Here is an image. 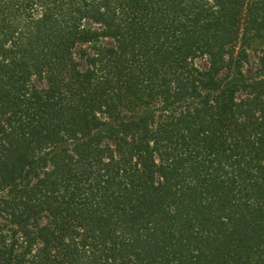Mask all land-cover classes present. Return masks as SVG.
<instances>
[{
  "label": "trees",
  "instance_id": "obj_1",
  "mask_svg": "<svg viewBox=\"0 0 264 264\" xmlns=\"http://www.w3.org/2000/svg\"><path fill=\"white\" fill-rule=\"evenodd\" d=\"M262 42L264 0H0V264H264Z\"/></svg>",
  "mask_w": 264,
  "mask_h": 264
},
{
  "label": "rangeland",
  "instance_id": "obj_2",
  "mask_svg": "<svg viewBox=\"0 0 264 264\" xmlns=\"http://www.w3.org/2000/svg\"><path fill=\"white\" fill-rule=\"evenodd\" d=\"M254 47H258L257 49L260 51H262V49H264V42L262 43H257L254 45ZM262 54V53H261ZM255 54H252L250 55L249 57V61H248V64H246L244 66V73H251L255 70V68L257 67V64H259V61L258 59L262 58L261 55H258V56H254ZM264 58V57H263Z\"/></svg>",
  "mask_w": 264,
  "mask_h": 264
}]
</instances>
